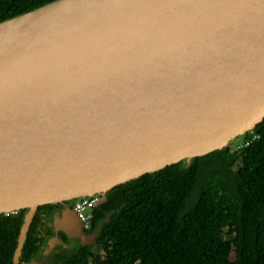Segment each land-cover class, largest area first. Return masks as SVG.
Masks as SVG:
<instances>
[{
	"label": "water",
	"instance_id": "95a60500",
	"mask_svg": "<svg viewBox=\"0 0 264 264\" xmlns=\"http://www.w3.org/2000/svg\"><path fill=\"white\" fill-rule=\"evenodd\" d=\"M264 120V0H54L0 21V212L111 188ZM55 228L89 244L71 210Z\"/></svg>",
	"mask_w": 264,
	"mask_h": 264
},
{
	"label": "trees",
	"instance_id": "16d2710c",
	"mask_svg": "<svg viewBox=\"0 0 264 264\" xmlns=\"http://www.w3.org/2000/svg\"><path fill=\"white\" fill-rule=\"evenodd\" d=\"M52 1L0 0V21ZM242 137L100 194L95 245L51 242L49 264H264V120ZM61 206H38L18 264L41 260ZM27 211L0 212V264L11 263Z\"/></svg>",
	"mask_w": 264,
	"mask_h": 264
},
{
	"label": "flooded vegetation",
	"instance_id": "af4514ba",
	"mask_svg": "<svg viewBox=\"0 0 264 264\" xmlns=\"http://www.w3.org/2000/svg\"><path fill=\"white\" fill-rule=\"evenodd\" d=\"M73 203H74V199L68 200V201H63L62 202V206L59 209H56L54 211L53 215L49 218V223L51 224V226H52V228L54 230V236H50L47 239V241H46L47 243H46V246L44 248V254L41 257V260L38 261L37 263H33V264H49L50 263V261L48 260L49 259V256H48L49 252H47L46 249L51 247V245H52L51 242H54L56 244H62L64 246H67V245L73 246V245H76V243L85 244V243H83L81 238H77V237L70 238V237H68V235L63 230H58V229L55 228V218H56V216H62V213L65 210H71V211L74 212ZM85 233L89 234V235L93 234V232L90 229H85ZM68 239H71V240H69V242H68ZM47 245H49L50 247H47Z\"/></svg>",
	"mask_w": 264,
	"mask_h": 264
},
{
	"label": "built area",
	"instance_id": "2783aa9c",
	"mask_svg": "<svg viewBox=\"0 0 264 264\" xmlns=\"http://www.w3.org/2000/svg\"><path fill=\"white\" fill-rule=\"evenodd\" d=\"M251 131L252 129L248 132ZM257 137L258 135L256 134L253 136V139ZM248 144L249 142L244 143L245 146ZM102 200L103 198L100 194L84 195L74 199L73 210L84 224L85 229H90V222L93 218V210L101 204Z\"/></svg>",
	"mask_w": 264,
	"mask_h": 264
},
{
	"label": "rangeland",
	"instance_id": "374dc122",
	"mask_svg": "<svg viewBox=\"0 0 264 264\" xmlns=\"http://www.w3.org/2000/svg\"><path fill=\"white\" fill-rule=\"evenodd\" d=\"M243 142V137H242V135H239V136H237V137H235L233 140H231V141H229V145L232 147V148H235V147H237L238 146V144H241ZM89 244L91 245V246H94L95 245V241H93V240H91L90 242H89ZM50 245V244H49ZM49 245H47V247H50ZM46 247V248H47ZM229 258H234V253L232 252H230V253H228V255H227Z\"/></svg>",
	"mask_w": 264,
	"mask_h": 264
}]
</instances>
